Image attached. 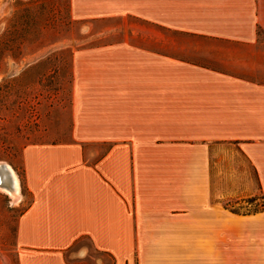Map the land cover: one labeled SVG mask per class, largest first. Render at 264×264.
Returning <instances> with one entry per match:
<instances>
[{"label":"crops","instance_id":"0c3cea01","mask_svg":"<svg viewBox=\"0 0 264 264\" xmlns=\"http://www.w3.org/2000/svg\"><path fill=\"white\" fill-rule=\"evenodd\" d=\"M70 11L156 39L73 53L70 141L22 153L18 264H264V212L242 218L247 245L230 234L221 200L234 190L209 164L212 145L238 142L264 193V85L196 61L213 44L254 49L264 0H71Z\"/></svg>","mask_w":264,"mask_h":264},{"label":"rangeland","instance_id":"374dc122","mask_svg":"<svg viewBox=\"0 0 264 264\" xmlns=\"http://www.w3.org/2000/svg\"><path fill=\"white\" fill-rule=\"evenodd\" d=\"M70 6L71 0H0V163L14 171L20 194L12 203L0 191V264H18L16 223L30 201L23 187V150L67 143L72 137L73 53L102 41L156 39L155 33L129 21L75 20ZM213 46V55H198L196 61L264 85L262 33L250 51L224 43ZM209 152L214 178H226L234 190L221 200L230 215L229 232L244 235L247 245L252 225H243L242 218L264 212L255 169L238 142L212 145ZM244 264H253L252 258L246 257Z\"/></svg>","mask_w":264,"mask_h":264},{"label":"bare ground","instance_id":"6f19581e","mask_svg":"<svg viewBox=\"0 0 264 264\" xmlns=\"http://www.w3.org/2000/svg\"><path fill=\"white\" fill-rule=\"evenodd\" d=\"M1 166L3 170L0 171V178L4 176L5 179L4 183L0 182V191L8 196L12 203H17L20 199L19 182L17 176L9 165L0 163V167ZM0 181H2V179H0Z\"/></svg>","mask_w":264,"mask_h":264},{"label":"water","instance_id":"95a60500","mask_svg":"<svg viewBox=\"0 0 264 264\" xmlns=\"http://www.w3.org/2000/svg\"><path fill=\"white\" fill-rule=\"evenodd\" d=\"M0 169H1L0 171L3 170L2 166L0 167ZM1 173H2V172H1ZM0 179H2V181H0V182H3V183H4V179H5L4 176H2V178H0Z\"/></svg>","mask_w":264,"mask_h":264}]
</instances>
